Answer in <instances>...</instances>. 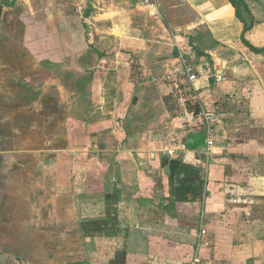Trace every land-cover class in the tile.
Wrapping results in <instances>:
<instances>
[{
  "label": "crops",
  "instance_id": "1",
  "mask_svg": "<svg viewBox=\"0 0 264 264\" xmlns=\"http://www.w3.org/2000/svg\"><path fill=\"white\" fill-rule=\"evenodd\" d=\"M4 2L0 264H264V21L228 0ZM176 43L211 71L209 155L166 81Z\"/></svg>",
  "mask_w": 264,
  "mask_h": 264
},
{
  "label": "built area",
  "instance_id": "2",
  "mask_svg": "<svg viewBox=\"0 0 264 264\" xmlns=\"http://www.w3.org/2000/svg\"><path fill=\"white\" fill-rule=\"evenodd\" d=\"M175 47L178 51V56L182 63V72L180 76L176 74L168 75L166 81L169 82L177 97L180 111L185 118L184 124H186V126L189 128H195L196 125L192 124L191 121L198 120L197 126L203 129L206 136V154L209 155V153L211 152V148L213 147L212 127L214 122L217 120V116L214 112L207 110L201 103L199 90L196 88L195 82L199 78L208 79L209 77H211V71L210 68L194 67L192 64L187 62L183 47L179 43H176ZM215 80L217 82H222L224 81V78L222 75H217L215 77ZM188 105H193L196 109L191 110L189 109ZM176 146L178 147L179 145ZM184 149V146H182L181 150ZM174 154L175 151L168 152L169 157H173ZM207 174L208 169L206 168L204 170V176L207 177ZM204 234L205 229L204 227H201L197 244V251L200 248V237H202ZM197 262L198 254L195 255L193 261H191L189 264H196Z\"/></svg>",
  "mask_w": 264,
  "mask_h": 264
},
{
  "label": "rangeland",
  "instance_id": "3",
  "mask_svg": "<svg viewBox=\"0 0 264 264\" xmlns=\"http://www.w3.org/2000/svg\"><path fill=\"white\" fill-rule=\"evenodd\" d=\"M6 3L5 0L3 6L6 5ZM234 3L235 6L232 4L231 6L240 12L249 13L253 22L264 21V0H234ZM37 7H45V5L38 4ZM75 8H77V5ZM32 38H36V36H32Z\"/></svg>",
  "mask_w": 264,
  "mask_h": 264
},
{
  "label": "trees",
  "instance_id": "4",
  "mask_svg": "<svg viewBox=\"0 0 264 264\" xmlns=\"http://www.w3.org/2000/svg\"><path fill=\"white\" fill-rule=\"evenodd\" d=\"M228 1H229L232 5L235 6L234 0H228ZM245 13H246V12H245ZM246 14H249V13H246ZM247 30H248V27H245L244 30H243V33H245ZM243 42L245 43V45H246L249 49H251V50L257 52V50H256V49H253V48H252L247 42H245L244 40H243ZM172 165H175V163H172Z\"/></svg>",
  "mask_w": 264,
  "mask_h": 264
},
{
  "label": "water",
  "instance_id": "5",
  "mask_svg": "<svg viewBox=\"0 0 264 264\" xmlns=\"http://www.w3.org/2000/svg\"><path fill=\"white\" fill-rule=\"evenodd\" d=\"M2 1H3V0H0V7H1V5H2ZM212 80H213V79H212ZM210 82H213V81H210Z\"/></svg>",
  "mask_w": 264,
  "mask_h": 264
}]
</instances>
